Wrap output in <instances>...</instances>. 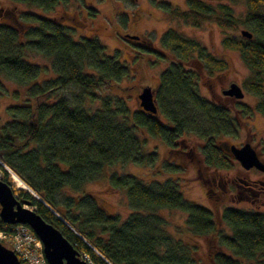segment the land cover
<instances>
[{
    "label": "trees",
    "instance_id": "16d2710c",
    "mask_svg": "<svg viewBox=\"0 0 264 264\" xmlns=\"http://www.w3.org/2000/svg\"><path fill=\"white\" fill-rule=\"evenodd\" d=\"M10 1L41 10L22 12L14 21L0 22V77L23 90L22 95L17 89L12 92L20 96L19 104L7 106L8 119L0 123V179L11 185V171L27 188H13L16 199L27 201L55 226L80 258L88 256L84 259L88 264H197L193 246L166 230L167 221L160 209L184 212L191 233L211 235L230 252H209L211 264H241V259L255 258H263L256 262L264 264V212L223 208L220 220L230 230L225 233L209 209L183 197L174 179L145 182L116 170L106 176L111 188L125 191L131 211L123 221L82 192L87 182L104 177L105 169L116 163L150 167L158 163L155 150L143 149L139 130L160 139L172 154L181 153L186 160L196 155L181 151L184 136L192 134L200 140L198 155L206 165L219 170L234 166L236 161L219 139L237 137L238 116L247 118L254 110L264 115V0H240L245 4L242 17H236L225 2L212 5L187 0L186 9L158 3L167 20L181 19L194 27L214 22L225 33L242 26L252 34L248 39L228 33L221 45L236 51L249 70L242 86L257 96L254 109L240 101L231 108L199 94L196 70L213 74L226 69V62L197 40L171 28L161 34L159 48L145 36L137 35L141 41L124 37L137 49L138 57L143 54L166 62L155 87L156 115L141 108L132 111L123 97L109 92L130 75L119 50L107 55L96 36L75 38L74 27L62 21V16L45 14L71 0ZM72 1L85 5V0ZM87 8L89 16L97 13ZM32 53L50 60L53 76L37 81L44 69L29 61ZM68 86L77 90L72 98L59 96ZM101 89L108 93L95 92ZM5 90L0 79V93ZM85 99L97 100L99 106L90 110ZM161 169L181 170L178 164L165 161ZM14 227L18 225L0 220V232H13Z\"/></svg>",
    "mask_w": 264,
    "mask_h": 264
},
{
    "label": "rangeland",
    "instance_id": "374dc122",
    "mask_svg": "<svg viewBox=\"0 0 264 264\" xmlns=\"http://www.w3.org/2000/svg\"><path fill=\"white\" fill-rule=\"evenodd\" d=\"M204 1L212 5H217L221 2L228 3L236 17H242L245 11V4L240 0L234 2H228L227 0ZM159 2L170 3L180 9L187 8V0H85V5L71 0L66 5H57L53 10L45 12V14L49 17L62 16V21L65 20L67 25L74 27L75 38L96 36L104 45L107 55L114 54L116 50L120 51L119 57L129 65L130 75L119 83V88H110L109 92L115 96L123 97L132 111L140 109L137 95L142 87L150 86L155 89L159 74L166 67V62L157 61L152 56L146 57L143 54L138 57L137 49L124 40V34L145 36L147 40L151 41L153 47L159 48L160 36L168 28L197 40L210 53L224 59L226 62V69L219 72L215 71L213 74L196 70L198 74L196 84L201 96L209 100L222 102L231 108L235 101H240L254 109L257 96L248 92L242 86L243 80L249 75V70L245 67L244 62L236 51L225 49L221 45V40L225 35L229 33L240 36V31L244 27L240 26L236 31L225 33L214 22L206 21L201 26L194 27L181 19L167 20L164 16V11L158 6ZM87 6L97 11L93 17L89 16L90 12ZM22 12L41 13V10L27 3L0 0V22L14 21ZM124 16L126 19L120 20ZM29 61L43 66L44 73L40 74L37 81L54 75L49 68L50 60L48 58L32 53L29 55ZM0 79L3 80L6 88L3 94L0 93V123L3 124L8 119L6 107L19 104L20 101V96H13L12 92L17 89L22 95L23 90L10 80L2 77ZM233 82L242 88L244 92L242 99L237 100L222 95V90L228 88L229 84ZM76 91L74 87L68 86L59 92V96L71 99ZM95 92L98 95L108 93L104 89ZM84 105L90 110H94L99 106L97 100L92 102L89 99H85ZM238 118L241 124L237 137L224 136L219 141L222 144H231L237 147L249 142L264 163V115L254 110L251 116L247 118L238 116ZM159 119L164 121L162 116H159ZM138 136L141 140H144V150H155L157 152L158 163L155 166L116 163L105 169L104 177L87 182L84 186L82 192L92 195L98 206L102 207L106 212L118 214L121 221H123L131 211L125 191L111 188L107 182L106 174L115 170L118 173L137 176L145 182L162 181L167 177L174 179L179 183V191L183 197L209 209L213 214L214 222L225 233H230V230L220 220V213L223 208L233 207L248 211L264 212V185L256 182H254L255 184L252 183L255 191L250 194L239 187L240 182H235L237 178H241L244 180L256 179L264 183L263 172L255 168L245 170L237 161L230 169L219 170L209 167L198 155L200 140L192 134L184 136V142L181 144V151L196 153L194 157L191 155L193 157L192 160H186L184 156H179L181 153L172 154L160 139L151 137L144 130H139ZM164 161L178 164L181 170L172 172L162 170L161 166ZM212 178L215 179L216 183L212 182ZM219 184H222L226 190H222V186H219ZM17 186L20 188H17ZM11 188L27 190L23 184L17 185L16 183H13ZM24 205L31 210L34 209L27 204ZM158 212L166 219V230L171 236L193 246L196 251L194 255L197 257V264H211L208 261L209 252L223 251L230 253L219 246L211 235H195L191 233L186 227V214L184 212L178 209H160ZM12 230L14 231L0 232V243L4 247L14 251L17 245H30L34 253L42 254L41 249L36 244L25 242L24 234L21 233L19 227H14ZM256 256H259V254H256ZM82 257L88 260V256ZM261 259L263 258L241 259V264H259Z\"/></svg>",
    "mask_w": 264,
    "mask_h": 264
},
{
    "label": "water",
    "instance_id": "95a60500",
    "mask_svg": "<svg viewBox=\"0 0 264 264\" xmlns=\"http://www.w3.org/2000/svg\"><path fill=\"white\" fill-rule=\"evenodd\" d=\"M240 35L248 39L252 36L246 29H242ZM124 37L130 40L139 39V36L130 34H125ZM154 93L155 89L144 86L137 95L139 107L149 115L157 114ZM222 95L239 100L243 98L244 92L238 84L233 82L228 88L222 90ZM222 146L243 169L255 168L264 173V163L249 142L239 147L231 144ZM24 204L29 205L27 201L19 202L11 186L0 179V220L3 223L28 226L40 241L47 264H87L85 260L79 258L78 252L55 226ZM0 264H20L17 255L1 243Z\"/></svg>",
    "mask_w": 264,
    "mask_h": 264
},
{
    "label": "built area",
    "instance_id": "2783aa9c",
    "mask_svg": "<svg viewBox=\"0 0 264 264\" xmlns=\"http://www.w3.org/2000/svg\"><path fill=\"white\" fill-rule=\"evenodd\" d=\"M9 172V178L11 179V186L13 187V183L16 184H23L22 181L11 171ZM24 185V184H23ZM25 186V185H24ZM18 187V186H17ZM26 187V186H25ZM21 230V233L24 234L25 242L28 244L34 243L41 249V244L37 237L33 234V232L26 226L19 225L18 226ZM17 228V227H16ZM18 235V233H17ZM42 251V249H41ZM14 252L16 253L18 260L21 264H46L44 257H42L43 253L36 254L34 251H32V248L30 245L22 246L17 245L14 248ZM82 256L87 257L86 254H82Z\"/></svg>",
    "mask_w": 264,
    "mask_h": 264
},
{
    "label": "flooded vegetation",
    "instance_id": "af4514ba",
    "mask_svg": "<svg viewBox=\"0 0 264 264\" xmlns=\"http://www.w3.org/2000/svg\"><path fill=\"white\" fill-rule=\"evenodd\" d=\"M139 40H140V39H139ZM140 41H141V40H140ZM212 182H213V183H216V181H215L214 178H212ZM235 182H240L241 184L239 185V187L245 189V190L248 191L250 194H253L252 191H255V190H253L252 183L256 182L257 184L264 185L263 182H261L260 180H256V179H255V180H244V179H241V178H237V179L235 180ZM254 184H255V183H254ZM219 186H222V190H224V191L226 190L222 184H219Z\"/></svg>",
    "mask_w": 264,
    "mask_h": 264
},
{
    "label": "bare ground",
    "instance_id": "6f19581e",
    "mask_svg": "<svg viewBox=\"0 0 264 264\" xmlns=\"http://www.w3.org/2000/svg\"><path fill=\"white\" fill-rule=\"evenodd\" d=\"M17 185H19V184H17Z\"/></svg>",
    "mask_w": 264,
    "mask_h": 264
}]
</instances>
